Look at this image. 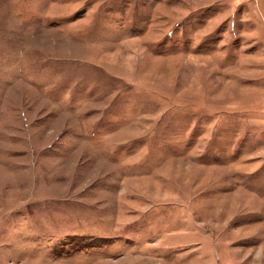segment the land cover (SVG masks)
I'll list each match as a JSON object with an SVG mask.
<instances>
[{"label": "rangeland", "instance_id": "374dc122", "mask_svg": "<svg viewBox=\"0 0 264 264\" xmlns=\"http://www.w3.org/2000/svg\"><path fill=\"white\" fill-rule=\"evenodd\" d=\"M0 264H264V0H0Z\"/></svg>", "mask_w": 264, "mask_h": 264}]
</instances>
